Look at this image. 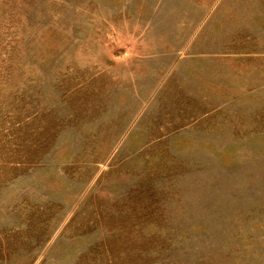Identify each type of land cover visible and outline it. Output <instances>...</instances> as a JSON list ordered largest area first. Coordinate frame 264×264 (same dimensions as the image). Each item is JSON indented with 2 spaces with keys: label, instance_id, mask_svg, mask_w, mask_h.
I'll list each match as a JSON object with an SVG mask.
<instances>
[{
  "label": "rangeland",
  "instance_id": "rangeland-1",
  "mask_svg": "<svg viewBox=\"0 0 264 264\" xmlns=\"http://www.w3.org/2000/svg\"><path fill=\"white\" fill-rule=\"evenodd\" d=\"M0 264H264V0H0Z\"/></svg>",
  "mask_w": 264,
  "mask_h": 264
}]
</instances>
